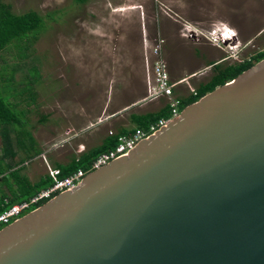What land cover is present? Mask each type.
I'll return each mask as SVG.
<instances>
[{
    "label": "water",
    "instance_id": "95a60500",
    "mask_svg": "<svg viewBox=\"0 0 264 264\" xmlns=\"http://www.w3.org/2000/svg\"><path fill=\"white\" fill-rule=\"evenodd\" d=\"M0 264H264V57L2 226Z\"/></svg>",
    "mask_w": 264,
    "mask_h": 264
},
{
    "label": "rangeland",
    "instance_id": "374dc122",
    "mask_svg": "<svg viewBox=\"0 0 264 264\" xmlns=\"http://www.w3.org/2000/svg\"><path fill=\"white\" fill-rule=\"evenodd\" d=\"M3 1L44 21L26 57L12 43L0 53L1 71L13 77L10 100L25 120L10 133L13 161L31 182L130 125V113L162 106L165 98H145L156 44L175 95L207 80L213 64L240 62L264 48V0ZM224 29L235 33V46L217 41ZM26 132L35 144L24 150L18 141L28 144ZM36 148L44 155L33 154Z\"/></svg>",
    "mask_w": 264,
    "mask_h": 264
},
{
    "label": "trees",
    "instance_id": "16d2710c",
    "mask_svg": "<svg viewBox=\"0 0 264 264\" xmlns=\"http://www.w3.org/2000/svg\"><path fill=\"white\" fill-rule=\"evenodd\" d=\"M74 1L81 3L85 0ZM43 24V16L36 11L27 10L21 13H14L11 11L9 4L0 0V53L12 43L16 46L19 56L26 57L28 48L42 30ZM263 57L264 49L255 52L249 59H244L240 62L213 64L214 62L210 61L208 64H213V72L208 79L199 82L193 91L185 95H176L180 100L179 109L181 110L185 105L197 100L215 86L232 79ZM30 74L36 79L35 68L30 70ZM12 80L11 72L6 74L0 69V213L9 205L28 200L41 189H45L53 183V179L48 173L40 176L35 182L29 181L21 172V167L16 166V162L13 161L15 150L13 149L10 133L23 129L25 120L21 115V110L17 108L18 102L10 100V97L14 95V90L10 87ZM27 89L29 87L26 86L23 90ZM34 95V92H29V97L32 100ZM169 114V105L165 101L155 111L130 113V125L118 127L114 132L106 134L99 144L89 147L77 155H72L69 161L56 163L54 166L58 170L56 177L62 178L78 168L87 170L98 154L108 151L116 145L118 135L130 134L135 128L146 129L149 124L160 118H166ZM26 134L29 140L28 144H25L24 140L18 141L17 139L19 146L24 148V150L29 147L34 148L33 145L35 144L30 134L28 132ZM38 153L39 149H34L33 154ZM45 200L47 198L39 200L28 210L35 208Z\"/></svg>",
    "mask_w": 264,
    "mask_h": 264
},
{
    "label": "built area",
    "instance_id": "2783aa9c",
    "mask_svg": "<svg viewBox=\"0 0 264 264\" xmlns=\"http://www.w3.org/2000/svg\"><path fill=\"white\" fill-rule=\"evenodd\" d=\"M227 31L230 34H226ZM213 33V32H212ZM227 35L228 37H235V33L231 29H224L217 36V41L220 44L225 45L222 41L224 38L223 35ZM232 43H226L227 45L235 46L234 39L231 41ZM215 45H218L217 43ZM220 47V46H219ZM264 48H261L262 50ZM153 57L152 63H150V76L146 79V96L145 98L156 99V98H165V102L169 105L170 114L166 118H160L157 121L148 125L146 129L135 128L133 132L130 134H120L117 136L116 145L108 150L101 152L98 154L95 159L91 162L90 167L87 170H83L78 168L77 170L71 172L70 174L57 178L58 170L53 168L48 170V174L53 179V183L45 189H41L35 195L30 197L28 200L13 203L9 205L5 210L0 213V228L9 222L17 219L19 216L25 214L26 212L32 210H28L32 205L36 204L39 200L44 198H50L54 196L56 193L65 190L71 189L76 186L81 178L95 168H98L110 160L120 157L130 151L140 140L147 138L148 136L154 134L158 131L162 126H164L168 120L177 116L180 112L179 104L180 100L174 93V84L170 82L169 75L167 72L166 63L162 56V44H156V46L152 50ZM145 55V59H146ZM249 59V58H248ZM146 64V63H145ZM146 66V71L147 70ZM193 91V90H191ZM112 132H109V134Z\"/></svg>",
    "mask_w": 264,
    "mask_h": 264
},
{
    "label": "bare ground",
    "instance_id": "6f19581e",
    "mask_svg": "<svg viewBox=\"0 0 264 264\" xmlns=\"http://www.w3.org/2000/svg\"><path fill=\"white\" fill-rule=\"evenodd\" d=\"M227 33H230L229 31H227ZM224 38L222 39V41L226 44V43H232L231 41L233 40V37H228L226 34L223 35Z\"/></svg>",
    "mask_w": 264,
    "mask_h": 264
},
{
    "label": "crops",
    "instance_id": "0c3cea01",
    "mask_svg": "<svg viewBox=\"0 0 264 264\" xmlns=\"http://www.w3.org/2000/svg\"><path fill=\"white\" fill-rule=\"evenodd\" d=\"M127 126H128V125H127ZM77 151H78V152H81V151H83V148H81V147H80V148H78V150H77ZM38 154H40V155H41V154H42V155H44V152H40V151H39V153H38ZM42 157H43V156H42ZM43 160H45V161H46V159H43ZM46 163H47V161H46ZM56 163H59V162H55V163H54V165H53V168H54V166H55V164H56Z\"/></svg>",
    "mask_w": 264,
    "mask_h": 264
},
{
    "label": "snow or ice",
    "instance_id": "6c2138e0",
    "mask_svg": "<svg viewBox=\"0 0 264 264\" xmlns=\"http://www.w3.org/2000/svg\"><path fill=\"white\" fill-rule=\"evenodd\" d=\"M226 34H230V33H226Z\"/></svg>",
    "mask_w": 264,
    "mask_h": 264
}]
</instances>
